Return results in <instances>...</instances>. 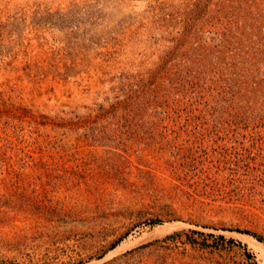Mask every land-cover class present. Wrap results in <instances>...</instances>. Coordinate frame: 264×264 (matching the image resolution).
<instances>
[{
	"label": "rangeland",
	"instance_id": "obj_1",
	"mask_svg": "<svg viewBox=\"0 0 264 264\" xmlns=\"http://www.w3.org/2000/svg\"><path fill=\"white\" fill-rule=\"evenodd\" d=\"M0 264H264V0H0Z\"/></svg>",
	"mask_w": 264,
	"mask_h": 264
}]
</instances>
